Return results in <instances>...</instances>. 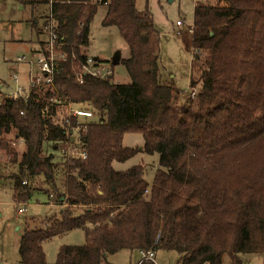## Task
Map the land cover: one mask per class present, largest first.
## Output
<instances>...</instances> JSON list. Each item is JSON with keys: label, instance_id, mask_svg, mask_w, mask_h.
I'll use <instances>...</instances> for the list:
<instances>
[{"label": "trees", "instance_id": "16d2710c", "mask_svg": "<svg viewBox=\"0 0 264 264\" xmlns=\"http://www.w3.org/2000/svg\"><path fill=\"white\" fill-rule=\"evenodd\" d=\"M92 1L52 0L54 28L67 52L53 85L33 88L27 98H0V149L17 168L10 174L14 200L30 195L23 177L54 181L50 148L64 172L57 195L63 207L42 227L24 228L20 263L104 264L118 250L143 249L173 250L178 264H241V253H263L264 0L194 5L188 84L194 96L160 82L159 38L146 6ZM99 5H105L101 25L115 26L127 44L120 62L128 82H113L112 63L97 56L91 65L107 64L111 74L78 78L89 65L85 49ZM44 44L45 38L32 51ZM64 100L91 116H70L68 128ZM127 132L141 133L143 146H124ZM67 139L84 158L64 155ZM138 151L157 155L151 183L144 164L112 166ZM76 228L83 243L61 245L47 262L44 241Z\"/></svg>", "mask_w": 264, "mask_h": 264}, {"label": "rangeland", "instance_id": "374dc122", "mask_svg": "<svg viewBox=\"0 0 264 264\" xmlns=\"http://www.w3.org/2000/svg\"><path fill=\"white\" fill-rule=\"evenodd\" d=\"M32 0H0V88L3 82L13 85L10 76H17L20 85L27 86L29 65L17 61L18 56L25 55L35 59L32 52L45 35L41 26L47 18V4L31 5ZM214 2V0H136L138 9L148 8L152 15L153 27L158 35V67L160 82L169 84L174 90H189V76L193 59L191 34L188 26L193 21L195 4ZM105 5H99L90 23L87 55L103 58L108 62L118 54L119 61L112 64L111 80L115 83L129 81L124 65L120 59L127 57L128 47L115 26H102L101 19ZM182 21L177 26L176 21ZM38 43V45H37ZM35 68V65H33ZM197 88V87H196ZM189 92V91H188ZM8 136V135H7ZM122 144L127 147L141 148L143 137L139 132H127L123 135ZM14 148L19 155L24 149L22 140H15ZM1 150V149H0ZM5 153L4 150H1ZM53 154L54 181L45 180L40 175L29 178L27 189L30 195L24 200L12 197L14 179L11 173L16 172V164L4 163L0 171V264H21L19 260V238L25 227L36 228L44 225L43 220L58 215L62 205L57 201L58 193L63 190L64 172L59 162L60 154L49 149ZM136 164L146 166L145 179L151 183L157 155L138 151L123 162H112L117 170H124ZM23 207V212H18ZM83 208L75 210L80 213ZM84 233L80 228L72 229L62 235L44 241L42 249L47 262L52 263L61 245L81 244ZM241 264H264L263 253H241ZM140 255L138 250L121 249L105 257L104 264H136ZM178 254L173 250H157V264H178ZM227 256L223 262H228ZM206 264V263H205Z\"/></svg>", "mask_w": 264, "mask_h": 264}, {"label": "built area", "instance_id": "2783aa9c", "mask_svg": "<svg viewBox=\"0 0 264 264\" xmlns=\"http://www.w3.org/2000/svg\"><path fill=\"white\" fill-rule=\"evenodd\" d=\"M92 2H97L100 4L101 0H93ZM52 0H48L47 6V18H45L43 25L41 26L43 33L45 34V44L41 49H36L32 51L35 54V59L31 57H27L25 55L18 56L17 61L25 62L29 65V71L27 75V86L20 85L19 79L17 76H10V80L13 85L11 87L8 84L3 82L0 88V98L2 96L12 97V98H27L33 88L36 87H47L53 85V79L57 68L60 63L65 60L67 56V52L64 50V42L62 39H59L57 33L55 31V24L51 17V13L49 10V6L51 5ZM105 4V2H104ZM176 25L179 26L182 24V21L177 20ZM191 26V24H190ZM188 26V29L189 27ZM190 30V29H189ZM86 62L90 65H83L82 70L79 72L78 78L81 77L82 73H90L92 75H108L111 74V68L107 64H94L93 56L87 55ZM35 65V68H33ZM190 96H194L196 92L195 89L189 91ZM65 103L66 109V121L69 122L70 116H91V112L86 109L75 108L68 102L67 100L63 101ZM69 128V123H68ZM64 155L66 157L70 155H79L81 158L85 157V153L83 151H77L76 142L74 139H67L66 148ZM10 156L3 153L0 150V171L2 168V164L9 163ZM21 185L28 186V178L21 179ZM17 211L23 212V207H18ZM140 258L136 264H142V262H152L153 264H157L155 261V252L152 250H138Z\"/></svg>", "mask_w": 264, "mask_h": 264}, {"label": "water", "instance_id": "95a60500", "mask_svg": "<svg viewBox=\"0 0 264 264\" xmlns=\"http://www.w3.org/2000/svg\"><path fill=\"white\" fill-rule=\"evenodd\" d=\"M119 61V56L118 54H116L115 56H113L112 60H111V63L112 64H117Z\"/></svg>", "mask_w": 264, "mask_h": 264}, {"label": "crops", "instance_id": "0c3cea01", "mask_svg": "<svg viewBox=\"0 0 264 264\" xmlns=\"http://www.w3.org/2000/svg\"><path fill=\"white\" fill-rule=\"evenodd\" d=\"M1 176V175H0ZM28 187L30 188V186L28 185ZM63 206V205H62Z\"/></svg>", "mask_w": 264, "mask_h": 264}]
</instances>
